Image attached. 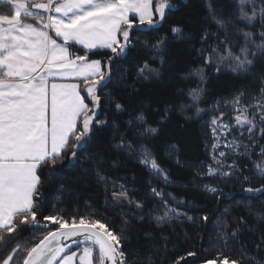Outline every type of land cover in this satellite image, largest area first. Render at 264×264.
<instances>
[{"label":"snow or ice","instance_id":"6c2138e0","mask_svg":"<svg viewBox=\"0 0 264 264\" xmlns=\"http://www.w3.org/2000/svg\"><path fill=\"white\" fill-rule=\"evenodd\" d=\"M237 7V13L225 17L223 10L218 11L209 3V17L218 31L205 30L201 41L207 43L209 36H213L216 44L210 45V50L201 48L198 52L206 63L215 64L218 71L223 66L237 75H253L257 61L264 60V0H238ZM175 9L172 0H0V244L17 240L10 250L0 255V264H128L122 247L126 240L123 229L117 232L110 227L104 222L108 219L106 216L97 218V214L90 213L66 219L59 210L56 214H43L41 173L47 167L46 175H55L57 164L63 163L69 152V163L76 161L77 151L87 147L96 128L107 125V120L97 119L102 99L99 90L112 80L113 61L127 59L134 47L130 38L134 26L155 29ZM240 23L245 27H239ZM257 25L258 32L248 30ZM171 31L177 37L182 36L179 26ZM235 37L243 43L238 46ZM167 42V37L161 36L150 46L161 54V63ZM144 44L148 45V41ZM75 45L81 47L83 55L71 50ZM101 49L111 52L106 61L90 59L89 54L95 55ZM195 72L203 82V68ZM146 73L157 77L160 74L145 62L137 67V75L147 79ZM261 84L252 103L244 102L247 100L244 91L223 101L235 113L231 118L235 126L247 128L250 136L259 131L264 137V77ZM202 94L203 88L189 92L193 101H198ZM219 103L214 107L218 108ZM115 107L118 111L123 108L119 103ZM251 109L254 111L250 112ZM201 111L198 108L197 114ZM135 119L139 124H147L143 113ZM223 119V112L212 119L214 135L217 127L230 130L229 124L219 123ZM127 123L131 125L132 121ZM113 127H116L114 122ZM159 131L149 125L138 131L137 137L147 139ZM220 135H226V131ZM218 146L214 144L213 148ZM115 147L138 152L142 165L169 181L166 170L147 145L140 144L137 148L121 134ZM225 147L238 151L239 143L225 144ZM219 156L224 157L225 153L220 152ZM213 159L218 167H209V176L233 175L230 171H221L222 161L215 156ZM259 174L264 176V168L259 169ZM97 176L106 185L110 183L114 204H133L124 184L110 182L99 169ZM108 190L106 187L105 191ZM205 190L223 195V190L214 186L205 185ZM243 191L253 196L264 195V184L256 188L249 186ZM151 192L164 202L163 215L156 217L158 223L173 214H181L168 205L165 196L170 197V193L156 188ZM134 203L138 209L143 207L139 201ZM51 225L56 227L52 229ZM26 229H43L44 234L38 240L34 235L35 242L24 247L18 238ZM231 235L235 238L236 232ZM219 238L227 244L226 233ZM187 256L196 257V253L188 252ZM184 259L181 256L176 264ZM207 264H216V260H209ZM220 264H242V260L224 256Z\"/></svg>","mask_w":264,"mask_h":264},{"label":"trees","instance_id":"16d2710c","mask_svg":"<svg viewBox=\"0 0 264 264\" xmlns=\"http://www.w3.org/2000/svg\"><path fill=\"white\" fill-rule=\"evenodd\" d=\"M172 2L176 9L167 13L155 29L134 26L130 32L134 47L127 59L113 61L112 80L99 90L102 99L97 119L107 120V125L96 128L87 147L77 151L76 161L69 163V152L63 163L57 164L55 175L49 177L46 175L49 169H43L40 198L43 214L52 215L59 210L66 219L90 213L97 214V218L106 216L108 219L104 222L110 227L117 232L123 229L126 240L122 247L128 264H176L181 256L185 259L180 264H207L209 260L220 264L224 256L241 259L242 264H257L264 261V195L253 196L243 190L264 184V176L259 174V169L264 168V155L255 153L250 158H242L232 168L231 176H209L211 160L206 133L212 119L221 112L224 119L233 121L230 116L233 109L223 101L231 100L240 91L246 93L247 99L259 94L264 60L257 61L253 75H237L223 66L218 71L215 64L206 63L198 52L201 48L210 50L209 46L216 44L213 36H209L207 43L201 41L205 30L218 31L209 17V3L218 11L223 10L227 17L239 11L238 0ZM176 26L183 30L181 37L171 31ZM239 27L245 25L240 23ZM248 30L258 32L259 25ZM161 36H166L168 41L162 53L163 63L161 54L150 47ZM234 39L238 46L243 43L239 37ZM145 40L148 45L144 44ZM72 50L84 53L76 46H72ZM237 50L238 47L234 48ZM110 55V50H98L89 57L101 59L103 63ZM145 62L159 70L158 77L148 73L145 74L147 79L138 77L137 67ZM197 68H203V82L195 72ZM198 88H203V94L198 101H193L189 92ZM88 99L86 97V101ZM217 102H220L218 108L214 107ZM117 103L123 106L122 110L116 109ZM198 108L203 109L199 114ZM141 113L147 124L136 122L135 118ZM149 125L160 131L154 137L139 139L137 132ZM121 134L137 148L140 144L147 145L166 170L169 181L142 165L138 152L117 149L115 144ZM252 136L253 141L264 148V137L259 131ZM97 169L110 182L124 184L133 204H114L111 185L98 179ZM205 185L222 189L223 195L206 191ZM152 188L170 193V197L165 196L168 205L181 214H173L158 223L156 217L163 215L164 202L152 194ZM229 193L232 196L229 197ZM135 201L141 202L143 207L136 208ZM234 231L236 236L232 238ZM225 233L227 244L219 238ZM42 234L43 229H26L18 240L28 247L35 242L34 235L38 240ZM16 242L8 240L6 245L0 244V255ZM188 252H195L196 257L187 256Z\"/></svg>","mask_w":264,"mask_h":264},{"label":"rangeland","instance_id":"374dc122","mask_svg":"<svg viewBox=\"0 0 264 264\" xmlns=\"http://www.w3.org/2000/svg\"><path fill=\"white\" fill-rule=\"evenodd\" d=\"M245 103H252V98L247 99L244 101ZM232 109V108H231ZM251 111H254V109H251ZM234 111L230 113V116H234ZM220 124H229L230 130H222L220 127H217L216 135L213 134V125H208L207 133H206V140L209 147V154H210V163L208 165L212 168H217L218 165L216 164L213 157L217 160L222 161V166L220 167V170L223 171H232L233 167H230L232 165H235L239 162L242 158H250L255 153L257 156H263L261 155V149H264L263 147L259 146L258 143L253 141V136H250L247 128H240L238 126H235L234 122L230 119H223L219 121ZM221 131H226V135H220ZM239 143V150L236 151L234 148L225 147V144H233V143ZM218 143L217 148H213L214 144ZM224 152L225 156L220 157L219 153Z\"/></svg>","mask_w":264,"mask_h":264},{"label":"crops","instance_id":"0c3cea01","mask_svg":"<svg viewBox=\"0 0 264 264\" xmlns=\"http://www.w3.org/2000/svg\"><path fill=\"white\" fill-rule=\"evenodd\" d=\"M131 18V17H130ZM76 47H78V48H81L79 45H75ZM71 50H72V48H71ZM101 50H107V49H101ZM73 51V50H72ZM73 52H75V51H73ZM76 53H78V54H80V55H83L84 53H79V52H76ZM73 250H76L75 248H73Z\"/></svg>","mask_w":264,"mask_h":264},{"label":"water","instance_id":"95a60500","mask_svg":"<svg viewBox=\"0 0 264 264\" xmlns=\"http://www.w3.org/2000/svg\"><path fill=\"white\" fill-rule=\"evenodd\" d=\"M75 247V246H74Z\"/></svg>","mask_w":264,"mask_h":264}]
</instances>
